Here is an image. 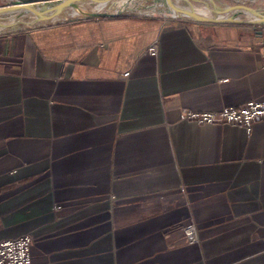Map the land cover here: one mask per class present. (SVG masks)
Masks as SVG:
<instances>
[{
  "label": "crops",
  "instance_id": "crops-1",
  "mask_svg": "<svg viewBox=\"0 0 264 264\" xmlns=\"http://www.w3.org/2000/svg\"><path fill=\"white\" fill-rule=\"evenodd\" d=\"M241 5L0 32V232L32 264H264V120L182 118L264 100Z\"/></svg>",
  "mask_w": 264,
  "mask_h": 264
},
{
  "label": "built area",
  "instance_id": "built-area-1",
  "mask_svg": "<svg viewBox=\"0 0 264 264\" xmlns=\"http://www.w3.org/2000/svg\"><path fill=\"white\" fill-rule=\"evenodd\" d=\"M156 45L149 48L155 52ZM264 57V44H263ZM182 118L199 123L231 122L244 125L247 129L258 121L264 120V100L252 99L240 106H224L215 111H195L184 109ZM193 227L187 228L193 238ZM33 236L23 233L15 237L5 238L0 232V264H32L31 246Z\"/></svg>",
  "mask_w": 264,
  "mask_h": 264
},
{
  "label": "water",
  "instance_id": "water-1",
  "mask_svg": "<svg viewBox=\"0 0 264 264\" xmlns=\"http://www.w3.org/2000/svg\"><path fill=\"white\" fill-rule=\"evenodd\" d=\"M81 0H12L6 4L0 5V27L5 29L13 28L18 25H26V26H36L38 24H42L43 22L54 19L55 17L62 15L65 13L68 7H77V2ZM100 1V0H96ZM136 4H138L139 0H135ZM161 0H154V3H158ZM242 4V3H241ZM175 6V2L173 0H166V3L163 4V8H167L166 6ZM246 11L253 12L258 18L250 20L252 23L264 24V16H262V12L260 9H256L245 4L241 5ZM14 10H19L14 16L10 15ZM130 11V10H128ZM124 12V11H122ZM122 12L116 13H108L106 11H87L80 16V18H90V17H102V16H115ZM186 14L188 17L194 18L199 21H233L235 20L232 17L227 18H212L205 15H201L195 12L191 8H187ZM184 17V16H182ZM79 17H68V19H74ZM2 32V31H1ZM258 33L263 34L264 29H259Z\"/></svg>",
  "mask_w": 264,
  "mask_h": 264
},
{
  "label": "bare ground",
  "instance_id": "bare-ground-1",
  "mask_svg": "<svg viewBox=\"0 0 264 264\" xmlns=\"http://www.w3.org/2000/svg\"><path fill=\"white\" fill-rule=\"evenodd\" d=\"M213 1L214 0H203V2H205V4H202V5H194L193 4V5H191L189 0H176L175 1L176 7L165 5L167 8H163L164 7L163 4L166 3V0H161L158 3H153L151 5L146 6L145 8H141V7H139V5L136 4L135 0H100V1L81 0V1L77 2V7H68L67 10H65L64 14L59 15V16L55 17L54 19L43 22V23L59 21V20H63L64 18H67V17H71V18L79 17V16L83 15L84 10L87 9L88 7H93V9H95V11H106V12H117V11L126 10L128 8V10L131 9L133 11L145 12V13H149V14L166 15V16L177 15V17L187 16L186 11H187V8L189 7L201 15H205V16L212 15V16H208V17L220 18L219 16H223V15L216 11L217 5L214 4ZM177 3H181L182 6L177 7ZM18 11L19 10H14L10 16L11 17L16 16L15 14ZM246 13L249 16V18H251V19L258 18V16L255 15L253 12L246 11ZM224 16H226V15H224ZM23 26H25V25L14 26L13 29L23 27ZM4 30H7V29L0 27V32L4 31Z\"/></svg>",
  "mask_w": 264,
  "mask_h": 264
},
{
  "label": "rangeland",
  "instance_id": "rangeland-1",
  "mask_svg": "<svg viewBox=\"0 0 264 264\" xmlns=\"http://www.w3.org/2000/svg\"><path fill=\"white\" fill-rule=\"evenodd\" d=\"M223 1H228L229 3H231V2H234V3L235 2H238V3L245 4V5L246 4L249 5V3H253L252 0H214L213 2H214V4L219 5V2H223ZM189 2L191 3V5H193V4L194 5H202V4H205V2H203V0H189ZM153 3H154V0H139L137 5H139V7H141V8H145L146 6L151 5ZM3 4H6V3H1L0 2V5H3ZM122 11H124V12H122ZM122 11H120L122 13H119L117 15H126V14H130L131 13V14H137V15H141V16H159L157 14H149V13L139 12V11H128L127 9L126 10H122ZM110 13H112V12H110ZM166 17L169 18L170 16H166ZM4 31H6V30H4Z\"/></svg>",
  "mask_w": 264,
  "mask_h": 264
}]
</instances>
